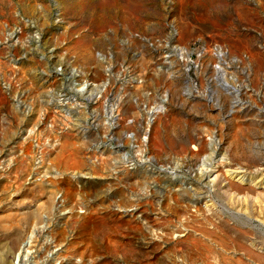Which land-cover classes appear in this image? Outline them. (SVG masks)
I'll return each instance as SVG.
<instances>
[{
  "label": "rangeland",
  "instance_id": "obj_1",
  "mask_svg": "<svg viewBox=\"0 0 264 264\" xmlns=\"http://www.w3.org/2000/svg\"><path fill=\"white\" fill-rule=\"evenodd\" d=\"M263 196L264 0H0V264H264Z\"/></svg>",
  "mask_w": 264,
  "mask_h": 264
},
{
  "label": "bare ground",
  "instance_id": "obj_2",
  "mask_svg": "<svg viewBox=\"0 0 264 264\" xmlns=\"http://www.w3.org/2000/svg\"><path fill=\"white\" fill-rule=\"evenodd\" d=\"M143 87V85H141V86H139V87H137L136 88V91H138L140 88H142ZM156 88V87H155ZM105 93V92H104ZM129 143V140H127L126 139V141H123V145H126V144H128ZM220 161V160H219ZM221 162V164L223 163V161H220ZM220 164V163H219ZM205 166V165H204ZM204 166H202V168L200 169V173H201V176H204L205 175V173H206V167H204ZM177 167V166H176ZM226 172H227V174H228V176H232V177H234L235 178V180H243V177H244V175H241L240 174V172H238V171H236V170H231V169H227L226 170ZM261 179L262 178H259V179H255V181L253 182V185H257V184H260L261 185ZM256 200H257V205H258V207H259V209L260 208H263V206H264V196L263 197H257L256 198ZM74 206V205H73ZM76 206V205H75ZM261 211V210H260ZM262 215H263V213H262ZM264 219V218H263ZM264 222V221H263ZM27 254H28V252H27V249H25L24 250V248H21V250H20V252H19V254L17 255V257L19 258H22V257H26L27 256ZM19 258V259H20Z\"/></svg>",
  "mask_w": 264,
  "mask_h": 264
}]
</instances>
